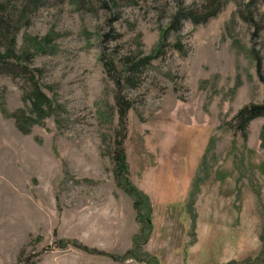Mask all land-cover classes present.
Instances as JSON below:
<instances>
[{"label":"rangeland","instance_id":"obj_1","mask_svg":"<svg viewBox=\"0 0 264 264\" xmlns=\"http://www.w3.org/2000/svg\"><path fill=\"white\" fill-rule=\"evenodd\" d=\"M3 2L32 73L0 75V264H260L264 0Z\"/></svg>","mask_w":264,"mask_h":264},{"label":"trees","instance_id":"obj_2","mask_svg":"<svg viewBox=\"0 0 264 264\" xmlns=\"http://www.w3.org/2000/svg\"><path fill=\"white\" fill-rule=\"evenodd\" d=\"M40 0H33V3L37 4ZM112 2V0H110ZM104 7H107L108 1L101 0ZM8 3V4H7ZM220 3L221 0H204V4L202 5L201 9L198 12H186L180 11V13L176 16L175 22L173 23L174 28L177 27L179 24V19L181 18H187L190 21H192L195 25H199L202 23L207 22L210 18L217 15L218 11L220 10ZM33 4V5H34ZM28 7H32L33 5L31 3L28 4ZM198 13V14H197ZM29 13L27 12V9L22 10V4L20 6H12L11 2H3L0 4V75L5 74L11 77H17L22 78V75L24 72L27 74H31L28 68L24 65H22V60L24 62H29L31 55L26 56L25 59H22V54L16 55L14 52V46H15V36L19 31L22 30L23 25L27 26L29 21ZM22 19H25L24 24L22 23ZM172 26V27H173ZM6 48L4 53H2V49ZM43 51V49H40ZM28 55V54H27ZM157 56H149L146 58H143L138 63H131L129 60H127V63L125 65L126 72L130 76L126 78V81L132 80L136 73L142 68L148 65L152 60H154ZM108 69L111 68V66L107 65ZM25 73V74H26ZM33 84V92L30 94L29 99L33 101V103L36 106H42L48 103V100L46 96L41 92V89L39 88L38 84L34 82V79L31 81ZM120 106H121V102ZM125 105V106H124ZM1 107L3 109V104H1ZM123 108H121L122 114L125 112V108L127 109L126 104H122ZM5 114V110H2ZM16 121V126L18 130L22 133H26L25 129L22 125V116L19 114H15L13 116ZM259 117H264V104L260 106L256 105H250L245 108H243L236 116L235 121L237 122L238 128L241 130H245L248 124ZM116 161H117V168L122 172L124 170V159H123V152L121 149H119L116 152ZM137 209V207H135ZM263 242V248L261 250L260 255L257 257L256 261L260 264H264V240Z\"/></svg>","mask_w":264,"mask_h":264}]
</instances>
